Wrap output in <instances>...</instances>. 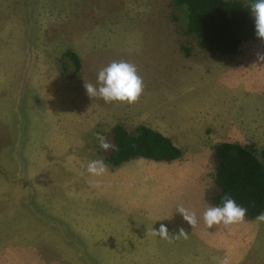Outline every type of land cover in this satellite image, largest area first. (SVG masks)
Returning <instances> with one entry per match:
<instances>
[{"label":"rangeland","instance_id":"obj_1","mask_svg":"<svg viewBox=\"0 0 264 264\" xmlns=\"http://www.w3.org/2000/svg\"><path fill=\"white\" fill-rule=\"evenodd\" d=\"M185 27L174 0H0V240L16 239L21 264H76L64 246L83 264H264V223L202 219L214 146L264 147V39L223 55ZM68 49L81 59L74 75ZM120 60L143 79L139 100L90 97L85 81ZM117 124L158 129L185 158L113 165L95 134ZM95 159L102 176L86 172ZM178 205L196 213L194 228ZM161 224L169 239L151 234ZM200 233L221 238L217 250L195 251Z\"/></svg>","mask_w":264,"mask_h":264},{"label":"trees","instance_id":"obj_2","mask_svg":"<svg viewBox=\"0 0 264 264\" xmlns=\"http://www.w3.org/2000/svg\"><path fill=\"white\" fill-rule=\"evenodd\" d=\"M184 16L186 32L197 37L209 51L235 54L241 45L257 38L251 5L255 0H174ZM66 55L74 67V75L82 66L78 54L68 49ZM67 70V66L63 65ZM115 145L114 150L99 148L104 159L120 165L137 159L174 162L184 150L174 139L147 124L129 128L117 124L104 135ZM215 171L213 186L206 201L220 206L225 195L247 208L245 218L256 219L264 212V147L240 141H222L213 149Z\"/></svg>","mask_w":264,"mask_h":264},{"label":"clouds","instance_id":"obj_3","mask_svg":"<svg viewBox=\"0 0 264 264\" xmlns=\"http://www.w3.org/2000/svg\"><path fill=\"white\" fill-rule=\"evenodd\" d=\"M251 12L254 16L256 35L258 38L264 39V0H255L251 5ZM260 59L264 60V56H260ZM97 85L85 81L84 88L90 97L101 98L105 103L118 101L134 104L144 91L143 79L138 75L136 65L124 60L112 61L108 66L102 68L97 75ZM95 135L101 149L106 152L115 149V145L105 136L100 133ZM106 171L107 165L103 159L92 160L86 167V172L91 176H102ZM176 211L192 228L197 225L198 218L195 212H190L183 205H178ZM247 211V208L238 205L233 198L225 195L220 206L210 205L206 208L202 219L208 229L221 224L227 227L244 222ZM256 222L264 223V212L256 216ZM151 234L162 239H169L170 237L169 230L164 224H161L158 230L152 228ZM180 235L187 237L183 228L179 229L177 236ZM213 259L215 264H231L227 255Z\"/></svg>","mask_w":264,"mask_h":264},{"label":"crops","instance_id":"obj_4","mask_svg":"<svg viewBox=\"0 0 264 264\" xmlns=\"http://www.w3.org/2000/svg\"><path fill=\"white\" fill-rule=\"evenodd\" d=\"M170 136V135H169ZM175 141V138L172 137ZM181 147V146H180ZM184 150V155L182 156L181 159L185 158V152L186 149L184 147H181ZM179 159V160H181ZM176 160V161H179ZM206 200V199H204ZM210 205H206V208L209 207ZM212 206V205H211ZM158 216V215H155ZM239 224V223H238ZM237 224V225H238ZM223 225V224H222ZM201 228V227H200ZM6 236H16L18 234H5ZM201 235V237L199 236ZM215 237V238H214ZM213 238L208 237L206 234H197L196 236L193 235L192 239L190 240L193 243V249L195 248V251H197L199 254L200 252H203L204 254H206L207 248H212L214 251L217 250L216 248H213V245H215V239H218V236L214 235ZM219 240L221 241V238H219ZM16 239L12 238V240L10 238L7 239H2L0 240V264H21V260L18 259V257L16 256V250H17V245L15 244ZM206 243H208L209 245H207ZM64 250L65 252H71V256H72V260L73 262H75L76 264H83L81 259H79V252L78 250L71 248V251L69 249V247H65L64 246ZM219 249V248H218ZM47 261H43L41 264H45ZM50 263H53V261L49 260ZM208 261L203 262L204 264H207ZM59 264L58 262H54V264Z\"/></svg>","mask_w":264,"mask_h":264}]
</instances>
